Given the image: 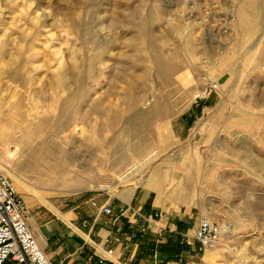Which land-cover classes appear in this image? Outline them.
I'll use <instances>...</instances> for the list:
<instances>
[{
    "label": "rangeland",
    "instance_id": "obj_1",
    "mask_svg": "<svg viewBox=\"0 0 264 264\" xmlns=\"http://www.w3.org/2000/svg\"><path fill=\"white\" fill-rule=\"evenodd\" d=\"M0 175L29 205L154 189L229 228L198 264H264L234 227L264 220V0H0Z\"/></svg>",
    "mask_w": 264,
    "mask_h": 264
},
{
    "label": "crops",
    "instance_id": "obj_2",
    "mask_svg": "<svg viewBox=\"0 0 264 264\" xmlns=\"http://www.w3.org/2000/svg\"><path fill=\"white\" fill-rule=\"evenodd\" d=\"M156 178L159 180V177ZM156 178L153 177L149 184ZM114 199L115 209L133 205L147 216L165 213L166 217L162 221L166 230L164 241L157 244L155 234L150 231L145 236H139L128 251L122 245H105L107 237L117 230L105 224V217L91 203L97 201L99 205H103L112 199L97 197L83 204L63 207L47 201L34 205L26 202L29 208V225L52 264H99L100 259H103V264L199 263L203 255L199 244L194 242V246H187L182 238V234L193 238L198 227L195 214L186 203L176 200L165 202L154 189L147 188H126L114 195ZM262 207L264 208V202L255 203L256 210ZM129 219V216L123 218L124 237L130 233ZM234 227L238 233H260L264 232V220L259 219L254 224L235 223ZM155 244L162 246L161 251L158 248L152 250ZM110 247L114 249L112 255L107 254ZM5 264L18 263L9 259Z\"/></svg>",
    "mask_w": 264,
    "mask_h": 264
},
{
    "label": "built area",
    "instance_id": "obj_3",
    "mask_svg": "<svg viewBox=\"0 0 264 264\" xmlns=\"http://www.w3.org/2000/svg\"><path fill=\"white\" fill-rule=\"evenodd\" d=\"M216 88V85L211 86L210 92ZM109 199L112 200L103 205H99L97 201L91 203L92 207L98 209L105 217V224L117 230L107 237L105 245H122L124 250L128 251L140 235H146L150 231L155 234L157 244L164 241L166 230L162 221L165 216L160 213L147 216L133 205L115 209L114 195ZM125 216L130 217V233L124 237L122 233ZM226 231L227 228L221 224L202 217L195 236L191 238L182 234V238L187 246L192 247L194 242H197L199 250L205 251L218 245ZM113 252L112 247L107 249L108 255H112ZM9 259L18 264H52L29 225V208L25 199L8 178L0 175V264H5ZM103 262V259H100L99 264Z\"/></svg>",
    "mask_w": 264,
    "mask_h": 264
},
{
    "label": "bare ground",
    "instance_id": "obj_4",
    "mask_svg": "<svg viewBox=\"0 0 264 264\" xmlns=\"http://www.w3.org/2000/svg\"><path fill=\"white\" fill-rule=\"evenodd\" d=\"M81 89V88H80ZM80 91V90H79ZM78 91V92H79ZM73 96V95H72ZM76 96H77V94H76ZM77 100V99H76ZM73 103V102H72ZM77 103V102H76ZM76 103H75V106H76ZM69 104V103H68ZM39 133V132H38ZM33 137H34V135H33ZM39 137V136H38ZM35 138H37V137H35ZM51 143H52V141H51ZM40 145V144H39ZM52 145V144H51ZM54 145V144H53ZM50 146V145H49ZM38 147V146H37ZM37 147H35L36 149H39V148H37ZM56 147V146H55ZM49 148V147H48ZM51 148V147H50ZM58 148V147H57ZM31 149H32V147H31ZM42 149V148H41ZM59 149V148H58ZM46 150H48L49 151V149H46ZM33 151V150H32ZM39 153V152H38ZM52 153V152H51ZM44 154H45V152H44ZM61 154V153H60ZM64 154V153H63ZM56 155H57V153H56ZM80 155V154H79ZM44 156V155H43ZM58 156V155H57ZM48 157V156H47ZM51 157H52V155H51ZM43 158V157H42ZM51 159V158H50ZM73 160V159H72ZM49 161V160H48ZM70 161H71V158H70V156H65V157H63V158H60V159H56V167L57 168H59V169H63V168H65L69 163H70ZM127 161V160H126ZM44 162H46V161H44ZM50 162V161H49ZM53 162V161H52ZM40 163H43L42 161L40 162ZM48 165V164H47ZM54 166V165H53ZM50 169H51V167H50ZM66 170V169H65ZM138 173V166L137 165H135V166H133V168L129 171V172H127L124 176H123V178H125V179H128V178H131V177H133L134 175H136ZM227 228V232L229 233V228L228 227H226Z\"/></svg>",
    "mask_w": 264,
    "mask_h": 264
},
{
    "label": "trees",
    "instance_id": "obj_5",
    "mask_svg": "<svg viewBox=\"0 0 264 264\" xmlns=\"http://www.w3.org/2000/svg\"><path fill=\"white\" fill-rule=\"evenodd\" d=\"M188 116H189V115H186L185 118H189ZM193 121H194V120H193ZM140 236H145V235H140ZM155 245H156V244H155ZM155 245L152 246V250L158 248V249H160V251H161V249H162L161 247H162V246H161V245H156V246H155Z\"/></svg>",
    "mask_w": 264,
    "mask_h": 264
}]
</instances>
